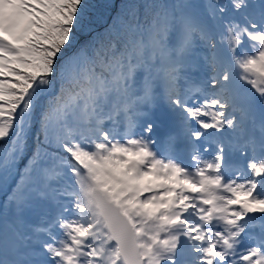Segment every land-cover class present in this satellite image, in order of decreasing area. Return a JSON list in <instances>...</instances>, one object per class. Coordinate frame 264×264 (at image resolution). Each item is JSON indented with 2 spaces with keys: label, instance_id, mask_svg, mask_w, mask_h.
Masks as SVG:
<instances>
[{
  "label": "snow or ice",
  "instance_id": "1",
  "mask_svg": "<svg viewBox=\"0 0 264 264\" xmlns=\"http://www.w3.org/2000/svg\"><path fill=\"white\" fill-rule=\"evenodd\" d=\"M0 264H264V0H0Z\"/></svg>",
  "mask_w": 264,
  "mask_h": 264
},
{
  "label": "trees",
  "instance_id": "2",
  "mask_svg": "<svg viewBox=\"0 0 264 264\" xmlns=\"http://www.w3.org/2000/svg\"><path fill=\"white\" fill-rule=\"evenodd\" d=\"M117 5V7L119 8L120 5H122L123 3H128V2H133V3H143V0H115L114 1ZM142 12V9H141ZM111 15H115V13H111ZM108 23H111V20H108Z\"/></svg>",
  "mask_w": 264,
  "mask_h": 264
},
{
  "label": "bare ground",
  "instance_id": "3",
  "mask_svg": "<svg viewBox=\"0 0 264 264\" xmlns=\"http://www.w3.org/2000/svg\"><path fill=\"white\" fill-rule=\"evenodd\" d=\"M163 134V130L162 129H156V135H162Z\"/></svg>",
  "mask_w": 264,
  "mask_h": 264
},
{
  "label": "rangeland",
  "instance_id": "4",
  "mask_svg": "<svg viewBox=\"0 0 264 264\" xmlns=\"http://www.w3.org/2000/svg\"><path fill=\"white\" fill-rule=\"evenodd\" d=\"M115 1V0H114ZM92 3L101 2V0H91Z\"/></svg>",
  "mask_w": 264,
  "mask_h": 264
}]
</instances>
